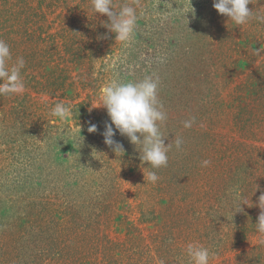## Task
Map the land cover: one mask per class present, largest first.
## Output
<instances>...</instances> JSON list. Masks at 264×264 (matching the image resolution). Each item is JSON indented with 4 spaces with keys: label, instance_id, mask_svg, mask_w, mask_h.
<instances>
[{
    "label": "rangeland",
    "instance_id": "rangeland-1",
    "mask_svg": "<svg viewBox=\"0 0 264 264\" xmlns=\"http://www.w3.org/2000/svg\"><path fill=\"white\" fill-rule=\"evenodd\" d=\"M124 3L138 4L128 47L91 0H0V39L11 62L26 61V91L0 96V264H189L192 242L209 264H264V0H250L242 26L213 0H191L185 16L189 0H113L114 10ZM145 76L159 78L165 144L183 138L160 169L118 132L124 152L107 146L110 118L91 107L106 82ZM60 101L74 110L63 124L50 115Z\"/></svg>",
    "mask_w": 264,
    "mask_h": 264
},
{
    "label": "clouds",
    "instance_id": "clouds-1",
    "mask_svg": "<svg viewBox=\"0 0 264 264\" xmlns=\"http://www.w3.org/2000/svg\"><path fill=\"white\" fill-rule=\"evenodd\" d=\"M135 3V0H134ZM250 0H213V7L219 14L227 16L236 25H245L253 18V11L249 9ZM190 7L181 9V14L195 13L189 0ZM113 0H91V8L94 14H106L110 23L105 26L115 33V40L123 47H128L134 37L137 25V7L132 3H124L119 11L114 10ZM143 15V13H140ZM255 19L264 22V15H256ZM111 63L106 62V69L116 66L119 56L109 57ZM13 60L10 45L4 39H0V96L22 95L26 91L22 70L26 61L20 56ZM161 62L163 59L161 58ZM159 78L145 76L139 81H119L112 79L99 88V103L91 104L92 108L103 106L110 118L106 122L105 130L101 133L104 143L115 153H123V145L114 139L117 132L126 136L139 151L140 161L147 162L150 169H160L168 165V152L172 143L179 150L183 144L182 137H175L172 143L165 144L166 136L161 131V125L167 120V113L158 96ZM91 111V108L89 109ZM74 114L70 103L57 102L50 111L52 117L58 118L61 124ZM56 123L55 120L52 121ZM195 123V117L183 122L185 128H191ZM89 133L98 131L96 124L89 122L87 129ZM81 128L75 139L80 140ZM210 160L202 161V166H209ZM148 182L155 184L159 180L156 171L149 170L146 177ZM235 199L243 197V191L239 188L229 190ZM248 204L242 201L241 204ZM249 205V204H248ZM258 207L261 212L255 223L256 231L264 234V193L258 197ZM242 210V209H241ZM189 264H209L213 253L197 243H188L185 249Z\"/></svg>",
    "mask_w": 264,
    "mask_h": 264
}]
</instances>
